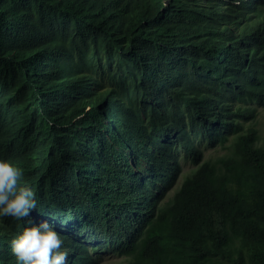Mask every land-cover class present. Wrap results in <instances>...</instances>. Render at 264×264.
<instances>
[{
	"label": "trees",
	"instance_id": "1",
	"mask_svg": "<svg viewBox=\"0 0 264 264\" xmlns=\"http://www.w3.org/2000/svg\"><path fill=\"white\" fill-rule=\"evenodd\" d=\"M260 110L264 0H0V264H264Z\"/></svg>",
	"mask_w": 264,
	"mask_h": 264
},
{
	"label": "rangeland",
	"instance_id": "2",
	"mask_svg": "<svg viewBox=\"0 0 264 264\" xmlns=\"http://www.w3.org/2000/svg\"><path fill=\"white\" fill-rule=\"evenodd\" d=\"M258 124H259V128H260V134L264 136V110H260V112H259ZM215 151L207 150V151H205V154H209V153H212ZM182 164H183V170L185 173L190 169V166L186 162H184ZM100 253H102V255H100V256H102V258H101L102 260L100 261L99 264H130V262L128 260L123 259V258H117L111 254L106 253L105 251L100 252Z\"/></svg>",
	"mask_w": 264,
	"mask_h": 264
}]
</instances>
